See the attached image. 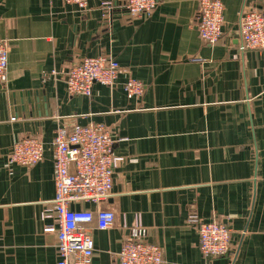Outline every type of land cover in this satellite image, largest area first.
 <instances>
[{
    "label": "crops",
    "instance_id": "crops-1",
    "mask_svg": "<svg viewBox=\"0 0 264 264\" xmlns=\"http://www.w3.org/2000/svg\"><path fill=\"white\" fill-rule=\"evenodd\" d=\"M124 1L88 0L82 12L62 0H0L9 48L0 81V264H58L57 235L45 231L53 219L42 217L55 196L52 144L58 128L90 125L112 134L122 159L100 206L116 221L92 231V264H119L137 225L162 248L163 264H264V52L242 51L239 27L244 11L264 12V0H223L216 45L197 29L199 0H158L140 18ZM102 2L115 7L105 12ZM102 54L120 63L118 84L68 94L70 68ZM130 78L145 85L142 96L123 90ZM28 137L45 143L43 161L9 164L14 143ZM192 217L227 225L231 253L203 256Z\"/></svg>",
    "mask_w": 264,
    "mask_h": 264
},
{
    "label": "built area",
    "instance_id": "built-area-1",
    "mask_svg": "<svg viewBox=\"0 0 264 264\" xmlns=\"http://www.w3.org/2000/svg\"><path fill=\"white\" fill-rule=\"evenodd\" d=\"M88 10V0H62ZM158 0H125L123 11L132 18L150 16ZM102 9L112 10L115 4L102 2ZM200 17L197 29L201 38L216 45L225 24L223 0H199ZM242 51L264 52V12L244 11L239 21ZM9 48L0 39V81L8 75ZM121 65L110 54L82 59L66 73L65 85L71 96L90 97L96 84L114 87L118 84ZM56 74V72H53ZM130 96L140 97L145 85L128 79L121 84ZM15 120V119H13ZM115 139L102 125L75 126L72 130L58 128L53 140L55 196L42 217H52L46 232L57 235L58 264H92L93 230L105 231L116 221L114 212L101 208L113 191L115 168L122 160L114 156ZM45 143L35 137L14 143L8 163L32 167L43 161ZM92 204L96 209L82 207ZM199 235V248L206 258L227 256L232 251L231 229L220 221H200L192 217ZM145 230L137 225L119 253V264H163L160 246L144 241Z\"/></svg>",
    "mask_w": 264,
    "mask_h": 264
}]
</instances>
